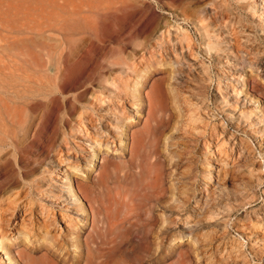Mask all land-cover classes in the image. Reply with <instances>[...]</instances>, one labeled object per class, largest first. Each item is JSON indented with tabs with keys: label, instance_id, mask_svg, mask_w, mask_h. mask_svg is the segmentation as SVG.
I'll return each mask as SVG.
<instances>
[{
	"label": "rangeland",
	"instance_id": "1",
	"mask_svg": "<svg viewBox=\"0 0 264 264\" xmlns=\"http://www.w3.org/2000/svg\"><path fill=\"white\" fill-rule=\"evenodd\" d=\"M34 244L264 264V0H0V264Z\"/></svg>",
	"mask_w": 264,
	"mask_h": 264
},
{
	"label": "bare ground",
	"instance_id": "2",
	"mask_svg": "<svg viewBox=\"0 0 264 264\" xmlns=\"http://www.w3.org/2000/svg\"><path fill=\"white\" fill-rule=\"evenodd\" d=\"M119 1V0H118ZM95 11V10H94ZM70 12V11H69ZM136 27V26H135ZM146 124V123H145ZM130 126V125H129ZM132 132V131H131ZM134 137V136H133ZM135 138V137H134ZM140 139V138H139ZM136 140V139H135ZM139 141V140H138ZM137 141V142H138ZM156 141H157V139H156ZM153 142V141H152ZM158 142V141H157ZM135 143V142H134ZM138 144V146H139V143H137ZM137 144H136V146H137ZM141 145V144H140ZM152 145H153V143H152ZM155 145V144H154ZM133 146V145H132ZM131 146V147H132ZM156 146V145H155ZM154 146V147H155ZM134 147H135V145H134ZM139 148V147H138ZM131 149V151H133V148H130ZM137 149V148H136ZM136 149H135V151H136ZM152 149V148H151ZM141 150V149H140ZM145 150V149H144ZM153 150V149H152ZM151 150V151H152ZM150 151V150H149ZM150 151V152H151ZM140 152V151H139ZM132 154V153H131ZM153 155V154H152ZM155 155V154H154ZM130 156V155H129ZM158 157V156H157ZM123 158V157H122ZM129 158H131V157H129ZM128 158V159H129ZM162 158V157H161ZM138 159V158H137ZM151 159H152V157H151ZM132 160V159H131ZM154 160V159H153ZM118 161V160H117ZM126 162H127V160H125ZM138 161V160H137ZM148 161V160H147ZM157 161V160H156ZM124 162V161H123ZM125 162V163H126ZM139 162V161H138ZM153 162V161H152ZM158 163V162H157ZM123 164V163H122ZM155 164V163H154ZM128 165V164H127ZM132 165V163L130 164V166ZM143 165H145L144 163H143ZM159 166H160V164H158ZM155 166V165H154ZM111 167V166H110ZM113 168V167H112ZM126 168V167H125ZM147 168V167H146ZM107 169L109 170V168H107L106 167V169H105V171H104V173H103V175H102V177H101V179H96V181L97 182H99V183H101L102 182V180L103 181H105V179H106V173H107ZM128 171V170H127ZM140 172H141V170H140ZM150 172V171H149ZM156 173L157 172H152L151 173V176H150V174L148 175L149 177H151L152 179L153 178H155L156 177ZM142 176V175H141ZM107 177H108V175H107ZM100 178V177H99ZM144 179V178H143ZM154 180V179H153ZM144 181V180H143ZM148 182H149V180H147ZM106 182V181H105ZM145 182V181H144ZM143 183V184H141L140 186H138V185H135V186H137L136 187V189H135V192H134V197L132 198V200L134 201V203H135V205L137 206V207H142V206H144L140 201H144V200H148V198H145V196L146 195H150V190H149V187H150V184L149 183ZM96 183V182H95ZM137 183V182H136ZM143 191H145L143 194H142V192ZM132 193H133V191H132ZM119 194V193H118ZM154 194V193H153ZM151 195H152V193H151ZM163 197H162V195L161 194H155V199H156V201L158 202V201H160L161 199H162ZM116 202V201H115ZM153 217H154V213H152L151 214V216H148V218L147 219H150V225H151V227L152 228H156L155 227V224L157 225V222H153ZM147 221V220H146ZM145 223V222H144ZM161 225V224H160ZM97 227H98V225H97ZM96 228V227H95ZM99 229V228H98ZM101 229H102V227H101ZM156 230V229H155ZM102 231V230H101ZM104 231H105V229H104ZM153 231V230H152ZM100 232V231H99ZM96 233H97V231H96ZM104 233H106V231L104 232ZM103 233V234H104ZM102 234V235H103ZM107 234V233H106ZM105 234V235H106ZM86 235V234H85ZM114 235H116V234H114ZM113 235V236H114ZM84 236V235H83ZM112 236V237H113ZM76 237H78V236H76ZM106 237V236H105ZM116 237H117V235H116ZM84 240V239H83ZM99 240H100V238H99ZM115 240H116V238H115ZM114 240V241H115ZM110 241V240H109ZM49 243H51V242H49ZM90 241H89V238H88V236H86V238H85V242H84V248L86 249V251H88L89 249H90ZM53 243H51V245H52ZM76 245V244H75ZM103 245V244H102ZM66 246V245H65ZM56 247V246H55ZM31 249H34V254L33 255H31V256H28V258L25 260V264H74L73 262V260L70 258V256L67 254V252H65V251H62V248L61 247H56V248H54V246H51V247H46V248H41V247H37L35 244H34V246H32V247H30ZM79 248H80V246H79ZM93 248V247H92ZM30 251V250H29ZM103 251V250H102ZM31 252V251H30ZM98 252V251H97ZM105 253V252H104ZM19 254H20V256H22V253L19 251ZM101 255V254H100ZM80 255H78V257H79ZM86 256H87V253H86ZM84 257H85V255H84ZM124 258V257H123ZM89 256L87 257V261H89ZM97 259H99V258H97ZM119 260V259H118ZM110 261V260H109ZM111 261H112V259H111ZM107 262V261H106ZM105 261H99V262H97V261H95V264H108V263H106ZM120 262V261H119ZM83 263H84V260H83ZM110 263V262H109ZM121 263V262H120ZM116 264V263H115ZM119 264V263H118ZM129 264H131V262L129 263Z\"/></svg>",
	"mask_w": 264,
	"mask_h": 264
}]
</instances>
